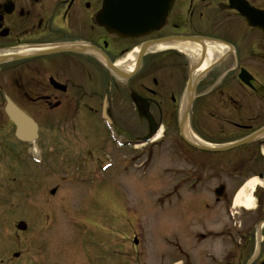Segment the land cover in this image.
I'll list each match as a JSON object with an SVG mask.
<instances>
[{"label": "flooded vegetation", "instance_id": "af4514ba", "mask_svg": "<svg viewBox=\"0 0 264 264\" xmlns=\"http://www.w3.org/2000/svg\"><path fill=\"white\" fill-rule=\"evenodd\" d=\"M105 6L106 0H0L4 221L28 218L30 152L37 151L39 158L38 165L31 162L35 192L45 187L47 157L55 160L65 151L99 161L110 146L139 158L142 146L159 144L176 132L179 139L171 141L189 160L177 119L179 99L193 76L190 132L203 145L248 142L223 151H197L196 181L209 178L214 185L184 190V201L171 208L174 229L168 232L166 264H264V31L246 19L250 12H264V0H173L165 23L143 38L110 31L108 21H100ZM181 38L201 45L197 62L175 48L154 49ZM206 43L223 49L195 76ZM144 44L153 48L130 75L124 68L131 62L128 56L134 53L137 61ZM134 93L147 100L158 140L140 142L151 127ZM8 108L34 121L31 142L17 138ZM252 178L259 181L253 189L246 186ZM14 209L21 212L16 220ZM81 255L80 262L91 264L90 255Z\"/></svg>", "mask_w": 264, "mask_h": 264}, {"label": "rangeland", "instance_id": "374dc122", "mask_svg": "<svg viewBox=\"0 0 264 264\" xmlns=\"http://www.w3.org/2000/svg\"><path fill=\"white\" fill-rule=\"evenodd\" d=\"M167 138L142 146L139 158L130 157L131 151L110 146L99 161L69 151L61 152L55 160L49 156L45 187L38 192L30 162L26 232L16 230L19 221H4L5 205L0 203V264H85L80 261L81 254L86 253L93 257L92 264H120L119 260L122 264H166L170 256L168 232L174 229L169 222L171 208L184 201L188 184L214 185L209 178L196 181L198 152L188 147L189 160H185L177 142L171 141L179 139L178 134ZM104 141H108L107 135ZM183 177L189 178L184 186ZM4 179L0 177V181ZM53 188L57 190L54 195L50 193ZM192 190L198 191L196 187ZM11 193L17 207V190ZM14 210L16 220L21 212ZM6 252L8 256H4ZM12 252L20 253L19 258L11 257Z\"/></svg>", "mask_w": 264, "mask_h": 264}, {"label": "water", "instance_id": "95a60500", "mask_svg": "<svg viewBox=\"0 0 264 264\" xmlns=\"http://www.w3.org/2000/svg\"><path fill=\"white\" fill-rule=\"evenodd\" d=\"M140 2L141 6H139ZM172 2L173 0H106V6L104 8V12L101 14L102 16H100V21H106V23L108 21L107 24L110 28V31L115 32L123 37L146 36L149 33L158 30L165 23ZM107 7L109 8V14H107ZM105 17L106 19H104ZM246 19L250 25L256 26L264 31V12H250L246 16ZM148 45L149 44H145L142 47L139 53V58L147 50ZM55 51L61 52L62 48H58ZM138 67L139 61L137 62L135 70ZM111 69L116 70L114 67H112ZM193 89L194 83L192 82V80H189L186 94L187 100L185 101L184 108L179 118V127L181 132L183 126L187 123L189 107L191 106V103L193 101ZM143 106L145 108V114L149 120L150 126L152 127L150 134L142 139V142H146L150 140V138L155 133V123L151 115L147 111V105L143 104ZM7 114L16 125L17 137L22 140H31L30 138L35 135L36 129L33 121L24 113L18 110L16 111L15 109H8ZM244 142L246 141L238 142L226 147L207 149L212 151H222L230 149L232 147H236L237 145H240ZM190 145L199 149L203 148V146H199L198 144L196 145L190 143ZM51 193L53 194L54 190H52ZM17 228L20 230H25L26 225L21 223L17 225ZM135 243H137V240H135ZM15 256H18V254H15Z\"/></svg>", "mask_w": 264, "mask_h": 264}, {"label": "bare ground", "instance_id": "6f19581e", "mask_svg": "<svg viewBox=\"0 0 264 264\" xmlns=\"http://www.w3.org/2000/svg\"><path fill=\"white\" fill-rule=\"evenodd\" d=\"M175 48L178 50H181L183 52H187L189 57L193 60L196 61L199 59L200 55H201V45H199L198 43H193V42H173V43H160L157 44L154 49L160 50V49H166V48ZM203 48L206 50V57L203 60V63L195 70L194 74L196 76V74H198L204 67H206V65L209 63L210 59L212 58V56L215 53L220 52L223 47L222 45H218L217 43H206L205 45H203ZM130 59V63L126 64V66H124L125 70L127 71H131V69L134 66V53L128 56V60ZM159 137V134L156 135V137L154 138V140H157ZM185 137L187 140H189L192 143L198 144V140L197 137L193 136L190 132H185ZM259 184V181L256 178H252L251 180L248 181V183L246 184L247 187H250L251 189H253L256 185ZM250 201V198L247 199V202Z\"/></svg>", "mask_w": 264, "mask_h": 264}]
</instances>
